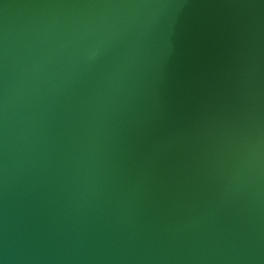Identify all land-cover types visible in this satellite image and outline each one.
<instances>
[{
	"label": "water",
	"instance_id": "1",
	"mask_svg": "<svg viewBox=\"0 0 264 264\" xmlns=\"http://www.w3.org/2000/svg\"><path fill=\"white\" fill-rule=\"evenodd\" d=\"M0 264H264V0H0Z\"/></svg>",
	"mask_w": 264,
	"mask_h": 264
}]
</instances>
